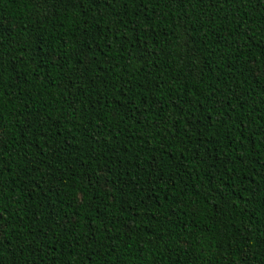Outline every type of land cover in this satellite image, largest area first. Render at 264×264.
Returning <instances> with one entry per match:
<instances>
[{
	"label": "trees",
	"instance_id": "16d2710c",
	"mask_svg": "<svg viewBox=\"0 0 264 264\" xmlns=\"http://www.w3.org/2000/svg\"><path fill=\"white\" fill-rule=\"evenodd\" d=\"M0 264H264V0H0Z\"/></svg>",
	"mask_w": 264,
	"mask_h": 264
}]
</instances>
